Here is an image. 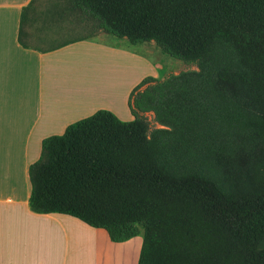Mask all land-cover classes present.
Listing matches in <instances>:
<instances>
[{"label": "trees", "instance_id": "16d2710c", "mask_svg": "<svg viewBox=\"0 0 264 264\" xmlns=\"http://www.w3.org/2000/svg\"><path fill=\"white\" fill-rule=\"evenodd\" d=\"M69 9L197 69L143 78L131 120L99 109L45 138L29 166L31 210L74 216L114 242L142 230L138 264H264V0Z\"/></svg>", "mask_w": 264, "mask_h": 264}, {"label": "crops", "instance_id": "0c3cea01", "mask_svg": "<svg viewBox=\"0 0 264 264\" xmlns=\"http://www.w3.org/2000/svg\"><path fill=\"white\" fill-rule=\"evenodd\" d=\"M61 2L0 0V264H138L132 238L114 242L74 216L30 208L29 166L42 141L99 109L119 115L142 80L130 81L128 64L138 73L145 53L124 38L95 31L66 40L60 23L71 9ZM107 53L127 65L118 90L95 69Z\"/></svg>", "mask_w": 264, "mask_h": 264}, {"label": "rangeland", "instance_id": "374dc122", "mask_svg": "<svg viewBox=\"0 0 264 264\" xmlns=\"http://www.w3.org/2000/svg\"><path fill=\"white\" fill-rule=\"evenodd\" d=\"M66 1L69 0H62L61 2L62 5L66 4ZM64 19H65L64 22L60 23L61 25L60 29L63 32L65 28L67 29V31L70 30V32H67L63 35L66 40L74 39L76 37L87 35L89 33L93 34L95 31H96L95 35L98 34V36L99 34L101 35V33H104V31L97 29L95 23L92 20L86 19L77 10L75 11L71 10L70 12H68V16ZM122 40L123 41L121 42L123 44L124 43L129 44L130 50H132L133 52L140 51L142 53H145V54L138 53L139 55H142L141 58H143L144 60V64L141 60L142 64H140L139 66H135L139 70L138 73L136 74L131 73L133 66L131 64L132 62H129L128 71H130V77H129L130 81L135 79L136 75H139L138 77H141V79L145 78L146 76H154L162 79L166 75H169L171 73H179L180 71H184L188 69H197L196 65L194 64H186L184 61L180 59L174 58L168 54L163 53L156 46L154 42L132 45L128 42L126 38ZM111 55L113 54L107 53L104 56V61L102 62L100 59H98L95 69L98 70L97 73L98 76H105L103 79L104 81H106L107 77L113 76V78L115 79L114 80L112 79V81L114 82V85H117V90H118V86L120 85V82L122 80L125 81L126 79L125 77L127 73L126 71L127 65L124 61L115 57V55L113 56ZM136 85H134V87ZM134 87L131 88V91L134 89ZM144 87L145 86H143L141 89H143ZM126 108L127 109L124 108V110H122L119 115L117 114L116 115L119 116L122 120L128 121L133 119V115L131 114V110L127 104H126ZM145 116L149 121L151 129L155 127H160V125L154 119L153 113H146ZM142 242H143V231L141 230V233L136 237L132 238L129 244L131 248L137 250L138 247H141ZM111 264H116V263L111 262Z\"/></svg>", "mask_w": 264, "mask_h": 264}]
</instances>
